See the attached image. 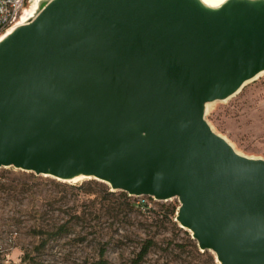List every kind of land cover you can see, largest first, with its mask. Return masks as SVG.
I'll use <instances>...</instances> for the list:
<instances>
[{"label":"water","instance_id":"water-1","mask_svg":"<svg viewBox=\"0 0 264 264\" xmlns=\"http://www.w3.org/2000/svg\"><path fill=\"white\" fill-rule=\"evenodd\" d=\"M263 67L264 1L48 0L0 43V166L176 196L219 264H264V159L204 118Z\"/></svg>","mask_w":264,"mask_h":264},{"label":"rangeland","instance_id":"rangeland-1","mask_svg":"<svg viewBox=\"0 0 264 264\" xmlns=\"http://www.w3.org/2000/svg\"><path fill=\"white\" fill-rule=\"evenodd\" d=\"M47 1L29 0L28 17L35 18ZM204 118L241 154L264 159V72L228 98L207 101ZM105 186L112 190L97 178L69 182L0 166V264H96L103 244L107 264H136L150 242L137 264H219L215 252L202 250L176 220L178 197L149 196L145 209L127 204L121 189L108 194ZM61 224L67 225L62 234L36 247Z\"/></svg>","mask_w":264,"mask_h":264},{"label":"bare ground","instance_id":"bare-ground-1","mask_svg":"<svg viewBox=\"0 0 264 264\" xmlns=\"http://www.w3.org/2000/svg\"><path fill=\"white\" fill-rule=\"evenodd\" d=\"M199 8L210 11V12H215L217 10H220L222 5L224 4V2H226L227 0H192ZM243 1H249V2H258V1H264V0H243ZM32 7L31 8H26L25 11L23 12L22 16L15 22L13 23L11 26L8 27V29L6 31H4L3 33L0 34V43L5 40V38H7V36H9L16 28H18L19 26L25 24L28 20H29V13L31 12ZM264 72V67L261 68L255 75H253L250 78H253L255 76H258L259 74ZM246 82V81H245ZM241 86V85H240ZM240 87H238L236 90L222 95V96H218L215 97V99H225L228 98L229 96H231L232 94H234L235 92H237V90H239ZM129 130H135V131H141L138 128V125L136 123L131 124L128 127ZM221 136V135H220ZM225 141H227L231 146L232 144L223 136H221ZM233 147V146H232ZM234 148V147H233ZM235 149V148H234ZM236 150V149H235ZM237 151V150H236ZM238 152V151H237ZM84 176L80 175V174H76V175H72V176H66V177H62L64 179L67 180H71V181H77L81 178H83Z\"/></svg>","mask_w":264,"mask_h":264},{"label":"trees","instance_id":"trees-1","mask_svg":"<svg viewBox=\"0 0 264 264\" xmlns=\"http://www.w3.org/2000/svg\"><path fill=\"white\" fill-rule=\"evenodd\" d=\"M98 183V182H96ZM104 189L106 190V192L108 194H115L116 192L114 190H109V187H104ZM119 195L121 197H123L125 199V202L131 206H137L139 208H145V209H150V206L147 204V201H144V202H140V203H137V200L139 199L137 196L133 195L134 198H132L133 196L131 194H129L127 191L125 190H122L120 191ZM149 194L146 195V198L148 200L149 198ZM79 215V214H77ZM67 225L66 224H61L59 225L57 228H55L54 230H43V229H38L37 231L39 233L43 232V231H46L47 233V236L46 237H42L41 238V241L36 245V247H42L44 246L48 239L52 236H56V235H60L63 233V230L64 228L66 227ZM151 243V242H150ZM150 243L146 244L143 246V248L140 250L139 252V255H138V260L136 261V264L144 257V255L148 252L149 250V246H150ZM106 245L103 244L101 245L100 247V257L99 259L96 261V264H107L108 260L105 256V253H106Z\"/></svg>","mask_w":264,"mask_h":264},{"label":"built area","instance_id":"built-area-1","mask_svg":"<svg viewBox=\"0 0 264 264\" xmlns=\"http://www.w3.org/2000/svg\"><path fill=\"white\" fill-rule=\"evenodd\" d=\"M28 1L29 0H0V34L22 16ZM146 195L147 194L135 195L139 198L137 203L147 201V204L150 205Z\"/></svg>","mask_w":264,"mask_h":264}]
</instances>
